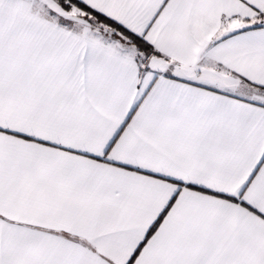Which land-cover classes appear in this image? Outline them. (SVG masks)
<instances>
[{
  "label": "snow or ice",
  "instance_id": "snow-or-ice-1",
  "mask_svg": "<svg viewBox=\"0 0 264 264\" xmlns=\"http://www.w3.org/2000/svg\"><path fill=\"white\" fill-rule=\"evenodd\" d=\"M0 264H264V0H0Z\"/></svg>",
  "mask_w": 264,
  "mask_h": 264
}]
</instances>
